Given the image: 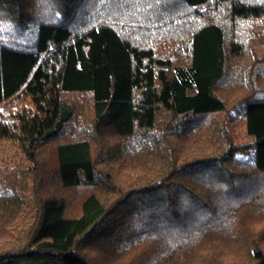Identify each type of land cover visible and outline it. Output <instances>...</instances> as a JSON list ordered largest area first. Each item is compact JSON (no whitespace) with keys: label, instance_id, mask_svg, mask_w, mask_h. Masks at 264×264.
Returning a JSON list of instances; mask_svg holds the SVG:
<instances>
[{"label":"trees","instance_id":"16d2710c","mask_svg":"<svg viewBox=\"0 0 264 264\" xmlns=\"http://www.w3.org/2000/svg\"><path fill=\"white\" fill-rule=\"evenodd\" d=\"M0 264H264V0H0Z\"/></svg>","mask_w":264,"mask_h":264}]
</instances>
